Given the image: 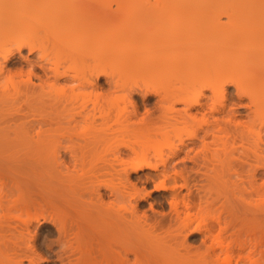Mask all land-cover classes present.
Returning <instances> with one entry per match:
<instances>
[{
    "label": "bare ground",
    "instance_id": "bare-ground-1",
    "mask_svg": "<svg viewBox=\"0 0 264 264\" xmlns=\"http://www.w3.org/2000/svg\"><path fill=\"white\" fill-rule=\"evenodd\" d=\"M31 27L33 28V30ZM29 29L31 30V33L29 32ZM10 40L15 50L12 48H7L6 43L9 42L10 44ZM12 45H10V47ZM23 47L24 48L27 47L29 54L35 52V54L38 57L34 58L33 60L28 56V54L27 55L22 54L21 50L23 49ZM12 51H14L15 53L17 51L19 57L25 63H28L29 67H32L34 69L35 66H37V68L39 67V69H41L42 72V74H39V72L38 74H36L35 71L36 69L33 70L35 71L34 77L38 83L35 81H31L30 76L32 74H30V76L28 75V79H29L28 84H30L29 85L30 90L28 91L31 92H28L29 94L27 95L25 89L26 94L23 93L24 95H26L25 97L27 98L24 101L27 102H30L29 100H32V96L33 98L34 96L37 95L39 96L38 93L39 91L34 92L37 94L36 95L33 93L34 91L33 89H35L36 86L42 87V84L46 82L48 85L49 83H52L56 88H64L65 82L66 85L68 86V84L72 83L73 80H78L84 88L86 89L88 88L89 90V88L94 89L93 88L94 86H91L93 85L92 79L94 78L93 77L91 79V76H94V74L97 75L98 72H105V73L108 72V74H110V77L111 75L113 76L114 79L113 82L116 89L119 88L117 90L120 92L122 91L120 94H123L119 96V99H112L113 96L109 97L110 100L102 98L104 99V103H103L102 102L103 100H99L98 96L100 94L97 95V93H95L96 91L94 92L90 90L86 92V94H82L83 96L81 102L77 100L76 101L83 105H87V103L90 105L92 104L90 111L84 108L87 113L86 116H85V110L82 111L83 109L82 107H81L82 109L80 108V114L83 112V116L85 119L87 118V120L90 117V119L88 120L90 122L91 120H94L96 117L102 119L104 121L103 123L106 122L105 128L103 129H106L108 124L109 130L106 129L105 132L109 131L112 134H114V137L112 138L109 137L111 139L109 143L106 141V140L109 141V138L103 136V134H100L98 132L96 134L93 132L92 136L95 138H91L90 136L89 140L94 141L95 143L97 139L100 141L103 137V139H105L104 142L106 141L105 143H107L105 147L108 145L109 148L112 149V151L113 149H118V148L119 150L121 148L122 149L128 148L129 150L132 151V153H134V155L132 154L133 155V157H131L132 159L130 158V156H128L130 158L129 162L124 161V164H121L123 165V168L121 169L122 172L123 171L125 172V170L127 169L130 171L132 170L134 172L138 170V168H142V167L154 168L156 166V168L158 169L157 166L159 164L163 165V168H165L164 165L166 164L168 165L169 163L170 164L176 163L175 164V168H176L177 163L180 162L184 165L183 166L184 168L186 167L189 161H192V165L193 163H196V165L194 164L195 166L197 165L200 166V162H198L200 160L194 161V159L196 158L199 159L198 158L199 154L200 156L203 155L202 156L203 160L200 157L203 163H205L202 166L206 165V170L208 169L209 172L203 171L204 167L202 169V166L200 168L202 169L201 170L202 172L200 171L199 168L196 171L197 173H199V175H201L200 180L203 181V179L205 178L204 183L207 185L209 184L208 185L210 188L209 190L212 192L213 195L211 194V192L208 193V198L211 201H207L208 198H203L205 199L204 200L205 202L203 200L201 202H203L204 204L206 203V205H209L213 203L218 197H221L222 199L220 200H222V202L219 199H217L218 201L214 202L213 205L211 204V206H215L218 204L217 206L221 208L220 210L217 208V210L222 212L223 209L222 213H224L226 209L227 213L224 214L231 215V216L227 215L229 220H227V218L226 220L228 222L224 220L225 223L223 224L225 226H221L220 223V225H218L219 229L217 230L214 229V227L213 228L210 227L212 228L210 229L208 226H212V225L206 224L205 223L206 219L202 218L203 216L200 214L201 212L200 210L203 209V207L201 209L200 208L197 209V211L199 210L198 211L199 213L198 212L193 213V211L191 210L193 206H190L192 203L190 204L188 202L189 200L188 201L186 200L187 202L186 203L184 202L185 204L182 202H181L182 204H180L178 201L175 200L177 198L174 197L175 196L174 194H176V192H174V194L170 192L172 194L171 196L174 195L173 196L174 199L170 203L175 213L174 214L175 217L173 218H175V221L181 232L185 231L184 229L186 230L189 229L190 230L189 232H192V230L196 231V229L198 231H200V229L206 230L207 227L208 232H206V234L207 233L208 234L206 235V238L208 245L207 243L205 244L207 246L206 248L211 252L210 259L208 258L209 260H207L206 258L207 255L206 256L203 255L204 253H202L203 256L201 255H200L201 257L198 256L199 258L197 260H196L197 255L193 257L188 256L189 258L187 259L177 258L178 259L177 260L175 258L178 255H176L175 253L176 256L171 257L172 254L174 255L173 250H170L172 253L170 251H169L170 253H167L165 251V248L162 247L163 244L162 245L159 244L158 239L160 238L158 237L160 236L157 237V235H154L155 238L153 239V237H151L153 235L150 234H153L154 232H149L147 229L150 226L145 228V226L141 224L140 226H143L147 231L145 229L143 230L147 233L149 232L148 233L150 235L149 240L151 237L153 239L151 240L155 241L156 243L154 250L152 252H151L152 248L150 246L152 243L151 244L149 243L150 245L148 244V242L151 241L144 243L149 248L146 245L145 247L144 244L142 243V246L146 248L145 251L149 252L148 255L151 254L150 256L147 257V259H149L148 260L149 262L147 264L151 262L152 257L154 260V264H263L261 263L263 259L261 258V256H258L259 253L257 254L256 257H253L256 255V253L253 252L252 249L255 248L257 243L260 244L262 242L261 238L264 236L263 234V230H264V0H0V75L2 74V72H4V70H7L4 62L8 60L9 56L14 54V52ZM39 53L41 54V58L39 57ZM66 54L67 56L69 54H71V56L72 54H74V56L77 55L79 59H73V60L75 62H78V60L80 61L74 64V66H72L73 64L64 66L63 64L64 60L63 58L61 59V56ZM85 56L87 57L89 56L88 59L90 58L89 60L91 61V63L87 64L85 62V60L87 59V57L86 59H84ZM69 58L71 61L72 58L70 57V55ZM73 60L72 62H74ZM48 62L51 63V66L54 69L52 72L49 71ZM41 65L43 67H41ZM43 76L46 78L45 80ZM28 79L26 78L24 81L26 80L28 81ZM6 80H11V79L8 78ZM63 80H65V82ZM62 82L64 83L62 84ZM13 83L15 84L14 80ZM17 83L19 84L18 81ZM16 84L14 87H12L13 88L12 90L15 91L16 94L13 93L11 90L12 92L11 95H8L10 92H8V94L6 95L5 92H7V90L5 91V89L3 90L0 89V117H2L1 115L3 114V112H7L5 111L6 110L5 108L7 107L5 108L3 107L4 105L3 102H5L4 100L6 96L8 97L10 96L11 98L13 94L15 95L19 94V92L17 91V89H19V85ZM140 84H143L149 88H153L154 90L156 89V91L157 90L160 91L161 92V93L159 92L161 96L160 99L162 100V102L165 103V105H163L164 103L160 102L161 100L159 101V107L161 104L163 106V107L161 106V108L158 109L162 113L158 112L157 115L159 116V118L157 117L158 118L156 119L157 121L155 120L156 123L159 121L158 122L159 124L157 123V125H155L153 124L155 123L153 121L152 123L149 124L146 123L143 125V122L137 120L140 122V124L142 123L144 127L141 126L142 127L141 128L139 126L135 128L134 126L135 128L134 129L132 128L131 124L133 123L136 124L137 122L130 121V119L132 118L131 113L132 114L134 113L133 115H135L136 112L128 111L129 109L126 106H129L128 103L131 100V99L129 100L130 97L128 92L129 88L133 85L140 86ZM230 87L233 88V90L230 89L232 91L229 90ZM22 91H24V88L22 89ZM70 92L74 93V91H70ZM30 93L32 96H30ZM68 93L69 92H66L65 90L63 93H59V92L52 93V96L54 97L53 99L55 100L56 99L62 100V98L70 99V97H68L69 95ZM72 93L70 94L71 96L73 95ZM126 93H128L129 97L126 95ZM29 96L31 99H29ZM74 96H77V94ZM115 96H117L116 93L114 97ZM78 97H80V95H78ZM69 99L66 100V102L69 101ZM72 99L73 98H71L69 102H71ZM7 101H9V99ZM120 101L124 103L123 106L119 104ZM34 102H36V100ZM75 102L73 103L75 104ZM116 103L118 104L116 105ZM71 108L73 109L75 108V106ZM57 109L59 110L58 106ZM5 117L2 118L6 119ZM91 117L93 119H91ZM14 119L16 120V117L9 120L10 122L13 120V122H11L12 124L10 123L6 124L5 120L3 123V120L0 119V167L7 166L9 168L10 167L12 168V170L10 168V171L9 169H7V167L2 168L4 169L3 171H6L7 173V174L4 173V176L5 174L9 176L8 175L9 173L7 171L10 172L9 177L11 182L8 183H10L11 186L9 184H8L9 186L8 185L5 186L11 187L10 189L16 190L13 191L14 194L17 193L16 196L12 195L13 197H10V193H9L10 198H8V194H7V196H5L7 197L6 200L1 198L3 204L5 203L4 204L5 206L3 204H2L3 206L1 205V209L2 207H4L6 211L3 209L4 212L3 211L1 212V214L3 213V215L0 214V218H3L4 221L7 220L8 223L12 217L14 218L18 217V220H20L21 222L18 221L17 219L16 220L17 222H20L21 226H19L20 228L19 231L17 228H15L16 230L14 229V231H18L17 235H15L17 232L15 234L13 233L10 234L11 230L10 232L9 230H7L8 231L7 232L6 229H4L5 226H2L1 224L3 220L0 219V264H39V258L41 257H38L37 251H35L34 248L35 245L32 243L34 245L33 246L32 244H30L31 242L29 241L30 239L33 238L31 237L32 234L30 235V232L31 230H33L32 229L33 227L32 228L29 227L31 224L30 223L31 219H33L34 221V218L35 219L38 218L40 214L37 217L36 215L34 216L33 214H29L27 207L29 206L28 204H31L32 201H34L33 200L34 198H31L33 197V195L31 194H33L32 190L34 188H36V190L39 189L37 190L38 192H36V195L37 193H40L41 195L44 196V198L49 192L51 193L52 187H53V192H56V188H57V192L55 194H59L58 191H61L59 190L61 185L59 186V188L56 187L57 185L53 186L56 183L54 182L53 184L54 177L52 176L53 175L52 167H54L52 166V163H54L52 161H55V156L54 157L52 156L54 151L52 150H54L55 147L57 146H55L54 149H51V152L50 151L46 152L48 144H50V141L56 142L57 139L51 140L53 138L52 136L51 138H48L49 135L44 134L47 137L42 136L41 138H39L38 140L36 139L35 141L31 139L34 141L31 142L30 138H28L31 137L28 134L29 130L27 131L24 122L23 123L20 122V117H19V123L17 122L18 118L16 120V123L14 122L15 121ZM50 119L52 120L53 118ZM23 120L24 119H22L21 121ZM79 122L80 120L78 121L77 124H79ZM56 124L54 123L55 127ZM61 125L58 126L61 127ZM87 125L90 126L89 124ZM46 126H47L45 128V130H47L46 133L47 132L50 133V131L48 130H53V129L50 128L48 125ZM60 127H56V128H59L60 130ZM56 128L54 130H56ZM86 129H88V127ZM40 130L42 131L44 130V128L42 129L41 127ZM55 133L59 134L57 130L55 131ZM91 134L92 132L90 133V135ZM106 134L109 133L106 132ZM92 139H96V140H92ZM237 139H239V141ZM53 142L52 145L55 143ZM193 146L195 147L198 146V147L193 148ZM191 149H193L194 152L193 154L195 156H191L193 155L191 153L192 152ZM238 150L239 151L241 150L242 152L239 153V155L238 154L236 155L235 152L238 153ZM182 153H184V156L181 155ZM109 154L111 155L112 153ZM196 154L198 156H196ZM112 157H115V154H113ZM108 158L111 157L108 156ZM152 159L154 161H152ZM120 160L122 161L123 159ZM120 160L118 162H121ZM204 160L206 162H204ZM190 164L191 162H189L188 165ZM121 165L118 166L119 169L120 167H122ZM192 165L189 166V169L187 168L188 169L187 173H192V172L193 174L195 173V171H193L195 169L192 168L194 166ZM208 165H210L212 171L209 170L210 167L208 168ZM167 168L169 169L170 166ZM237 168L239 169L245 168L247 170L246 171L244 169L246 171L245 178L246 177L249 178L248 176H250V179H248L249 184H245V185L246 186L249 185V187L247 186V188L248 189L250 188L251 193L252 191H254L253 192L254 194L250 193L252 196L246 195V191L248 189L246 188V186L243 185V182L246 180L245 178H244L245 180L243 178L241 179L244 181L241 180L237 181L232 179V177L242 175L241 171L239 172L240 175H238L237 170L239 169ZM173 170L175 173L172 174L171 172L172 170H171L170 171L171 174L177 175L176 174L178 173L176 171L177 169L173 168ZM163 171L165 172L166 170ZM182 173H180L179 175H181ZM184 174H182L181 178H184L183 177ZM158 175H162V174L159 173ZM165 175L166 174L164 173V176L162 177L166 178L167 176ZM179 175L176 176V178L179 177ZM191 175L192 174H189V176ZM192 176L191 178H194ZM164 178L160 179L159 183L157 182L156 188H160L162 190L166 189L167 187L171 189L177 188L175 187L177 184H175V186L173 182H172L173 185H171L170 183L167 184V181L169 182V180L168 179L165 180ZM186 178H184L183 180L185 181L189 180L188 178L186 180ZM257 180H259V182ZM202 181L201 184L203 183ZM2 182H4V178L2 179ZM240 182L242 183V185H240L241 184ZM98 183L101 182L98 181ZM120 183L119 185H122ZM0 185H1L0 188H2V186L3 188L5 187L4 184L2 183H0ZM32 186L33 188H30ZM128 187L129 186L123 184L122 188L113 187L112 190L110 189L109 193H111L112 195V198L110 197L111 198L110 202L112 204L110 203L108 205H105L108 202L107 203L104 202L105 204L103 203L105 199H103L104 197L102 196V194L97 193V197H99L98 198L99 201H97L98 200L96 199L97 197H95L94 200L95 202L97 201L98 203L94 205L95 209L96 206L98 205L96 209L97 211L95 209L93 210L94 212L90 210L92 211L91 214L94 213L91 215L90 211H88L87 209L88 206L87 205L86 206L87 210H84V212L86 211L89 216L86 214V212L83 213V215H81L82 212L80 214H77L79 215V217L81 216V218L79 223H77L78 221L75 222L77 223L75 224L77 227L75 233H74L75 229H73V232L70 235L71 231L65 230L64 225L62 223L64 229H62L63 232L62 230L60 231L61 233V234L59 233L60 236L64 237L65 233L66 235L69 233L68 235L71 237L73 235L72 238L74 239L77 238L75 240L76 242H78V244H75L76 242L74 239H72L68 235L67 237L65 236V238L68 241H69L68 238H70V241L74 240V244L77 246L76 247L71 244L70 248L72 250L76 248L72 252L76 251L77 253H74L72 255V258L69 255L66 256V262L68 261L69 264H96L98 262V261L96 262V260L97 259L101 260L100 258H102L103 262L100 261L102 264H123V260L125 259L123 255L125 254L121 253L122 252L121 250H118L120 249L119 247L117 246L114 247V245H116L115 241L118 242L119 240V242L120 241L122 242V240L125 239V238L122 239V236L124 234L122 235V232L119 231L120 229L125 230L128 229L129 226L132 227L135 226H133L134 223H132L133 225L127 224L129 226L126 225L127 227L126 228L124 226L125 224H122V222L119 223V221L126 220L125 216L124 218L122 216L123 214L127 215L128 211L132 215L135 214L133 210L134 207L130 203L131 198L129 197H132V199H135L137 201L144 198V196H142L143 195L142 193L144 192L141 193L136 188H128ZM23 188L24 189L28 188V190H26L25 192L27 194L24 193L25 190ZM212 189L214 190V192ZM42 191L46 192L47 194L45 195L42 194L44 193ZM63 192L61 194H63ZM183 193L181 194L184 196ZM215 193L217 195L216 196L217 198L213 197L215 196ZM28 194L30 195V198L28 199L31 203L30 202L28 203L27 202L28 200L25 201V199H27L26 196ZM51 194L53 195L51 198L54 197L53 199H55L56 198L55 194L53 193ZM69 194L72 195V193ZM92 194H94V192ZM204 194L207 195L206 192ZM24 195H26L25 196L26 198L24 197ZM178 195L176 194V196ZM210 195H212V197H210ZM39 196L40 195H38V197ZM58 198H60V196L57 197L56 200H54L55 203H58L57 202ZM79 199L83 200L85 198L83 199L79 198ZM88 199L89 201H91L90 198ZM91 199L94 198H92L91 196ZM106 199L109 200V197ZM68 202L71 201L69 200ZM71 203L73 204V202ZM80 203L81 202H79V204ZM74 204L76 205L77 203ZM179 204L181 205V207H179ZM81 205L84 204H80V206ZM247 205L251 213L247 211L248 209L247 207H245ZM34 206L35 205H33V208ZM81 207L82 208L76 206L75 208H77L78 210L83 208L85 209L84 206ZM244 208L247 210H245ZM241 211L243 212L247 211L249 215L240 214ZM95 212L98 213V216ZM4 213L6 214L4 215ZM8 215L11 217L10 219ZM94 215H96L97 219L98 217H102L101 220L103 222L100 224V222L94 220L93 219V217H95ZM2 216H4L5 218ZM32 216L34 218H32ZM238 216L241 218L240 220H244L243 223L244 225L240 224L239 220L237 222L236 218L239 219ZM126 217H128V215ZM232 217H233L232 220H236V223H238L240 226L242 225L241 228L239 226L236 227L238 224L234 226L235 221L234 222L230 221ZM173 218H172V222L174 220ZM11 220L9 223H11ZM129 221H131V219L130 220L128 219V221H125L123 223ZM229 221L231 222V224L233 223L234 226L233 228H239L237 229L238 231L242 228L245 230L247 228L246 224L248 223L249 224V226L247 225L249 227L248 231L251 227L252 230L256 229L255 231H252V234L253 232L257 234V232H259L257 230L258 229L261 230L263 228V230H261V234H263V236L260 237L259 235L260 237L259 239L258 237L256 238L255 236L253 237L254 239L252 240L249 237V235H251L250 234L251 231L249 233L246 230L249 237L248 238L249 240L247 241L246 240L247 237H245L246 239L245 238L243 239L238 234L240 231L238 232L236 230L237 235L231 233L232 235L230 236L231 238H227L224 233L223 236L222 232L223 230L225 231L227 227H229L228 226V224L230 223ZM17 222L15 223L12 222V223L14 225ZM9 223L5 225H9L7 227L11 228L12 224ZM144 223L145 222H143V224ZM18 225L19 224H16L12 227ZM118 225H121L122 227L121 226L118 227ZM175 225L173 227L174 229H175ZM256 225H259L257 226L259 228H256ZM132 227L130 228V230L132 229ZM143 227H141V229ZM116 229L119 232H117ZM65 231H67L68 233ZM180 231L178 232L179 234ZM135 232L136 230L134 231V233ZM244 232L245 231H243V234ZM32 233L35 234L34 231H32ZM118 233L121 234L122 236L121 235L119 236ZM134 233H130L131 236ZM137 233H135L136 235H134L137 236V239H133L134 242L140 240V238L138 237H141V235L139 234L140 235L139 236ZM182 236L183 235H181V237ZM185 236L186 234L183 237ZM93 237L97 240L98 243L94 245V247H93V242L91 243V241L89 240ZM183 237L182 239H184ZM88 241H90V243H88ZM112 242H114L113 243L114 245H112ZM125 242L126 241H124V243ZM124 243L122 245H124ZM178 243L181 244V241ZM68 244H70V242ZM125 244H127L126 247L130 246V243H125ZM262 244H264V241ZM262 244L260 245L263 248L264 245ZM131 245H132L131 247L134 248L135 246L134 243ZM181 245H183V241ZM88 247L89 248L91 247L90 248L91 251ZM94 248H97L98 251H100L101 253L98 251L94 253L95 251V250L93 251ZM139 248L141 249V246ZM148 249L149 251H147ZM122 250L125 253V251L127 252L128 249L124 250L123 248ZM137 250L138 249H136V251L133 250L132 253L135 252V255L138 254ZM92 254H94L95 258ZM97 254H101L102 257L100 258L96 257ZM140 254H142V252ZM251 254H253V256ZM135 255L133 254V256ZM139 256H135V257H139ZM258 257H260L261 259H259ZM193 258H195V260ZM125 260L127 261L128 259Z\"/></svg>",
    "mask_w": 264,
    "mask_h": 264
},
{
    "label": "rangeland",
    "instance_id": "rangeland-1",
    "mask_svg": "<svg viewBox=\"0 0 264 264\" xmlns=\"http://www.w3.org/2000/svg\"><path fill=\"white\" fill-rule=\"evenodd\" d=\"M32 27H33V25H32ZM31 27V28H32ZM32 30H33V28H32ZM29 32L31 33V30L29 29ZM32 33H33V31H32ZM34 36V35H33ZM32 36V37H33ZM6 45H7V48H12V49H14L15 50V48H14V46L12 45V42H11V40H10V44H9V42H7L6 43ZM6 45H5V47H6ZM10 45H12L11 47H10ZM22 52V54H24V55H27L28 54V56L31 58V59H33L34 60V58H37L38 56L35 54V52H32V53H28V50H27V47L26 48H24L23 47V49L21 50ZM12 52H14V51H12ZM34 53V54H33ZM12 54V53H11ZM69 55H70V57L72 58L71 59V61H70V58H69ZM68 56H67V54L66 55H62L61 56V59L63 58V64H64V66L65 65H72V66H74V64H76V63H78L80 60H78V62H75L73 59H79L78 58V56L77 55H75L74 56V54H72V56H71V54H69ZM12 56V57H11ZM11 56H9V58H8V60L6 61V62H4L5 63V65H6V68H7V70H4V72H2V74L0 75V76H2L3 75V73H4V75L2 76V77H0L1 79L0 80H6V79H8V78H10L11 80L13 79L14 80V82H15V84L17 83V81L19 82V84L17 83L16 85H19V89H17V87H16V89H17V91L19 92V94L18 95H15L16 93H15V91H13L12 89V87H9V88H7V89H5V91L7 90V92H5L6 93V95L8 94V92H10L8 95H11V93L13 92V93H15V94H13L12 96H11V98H10V96L8 97V96H6V98H5V102H3V107L5 108V107H7V108H5L6 110L5 111H7V112H3V114L1 115L2 117H5L6 119H7V121H6V119H4V118H2V117H0V119H2L3 120V123H4V120H5V123L6 124H8V123H10V124H12L11 122H13V120L10 122L9 120L10 119H13V118H15L16 117V120H17V118H18V123H19V117H20V122H24V124H25V127H26V129H27V131H28V134L32 137H28V135H27V137L28 138H30V141L31 142H34L36 139L38 140L39 138H41L42 136H45V137H47L46 135H49L48 136V138H51V136L53 137L51 140H55V139H57L56 140V142L54 143L53 141V145H52V142L50 141V144H48V147H47V150H46V152H48V151H50L51 152V149H54V147L55 146H57V147H55V149L54 150H52V151H54V153L52 154V156L54 157L55 156V161H52V162H54V163H52V166H54V167H52V172H53V184H54V182L56 183V184H54L53 186H56V187H58L59 188V186H60V188H59V190H61V191H58L59 192V194H55L56 192H57V188H56V192H53V187H52V190H51V193H53V194H55V197L57 198V197H59L60 196V198H58V199H60V200H58L57 199V202L58 203H55V201L54 200H56V198L55 199H53V198H51L53 195L49 192L48 194L46 193V192H44V191H42V192H44V193H42V194H47V195H49V196H47L46 195V197L44 198V196L43 195H41L40 193H37V195H36V192H38L37 190H39V189H37L36 190V188H34L32 191H33V194H31V195H33V197H31V198H34L33 200L34 201H32V203L29 201V199L28 198H30V193L32 192H30L28 195H29V197H28V195L26 196V195H24V197L26 196L27 197V199H25V201H27L28 203L30 202L31 204H28L26 207H27V209H28V211H29V214H33L34 216L36 215V217L39 215V217L38 218H34L33 216H32V218H34V221H33V219H31V221H30V227L29 228H32L33 230H31V232H30V235L32 234V236L31 237H33L32 239H30L29 241L31 242L30 244H32L33 246H34V248H35V251H37V254H38V257H41V258H39V264H69L68 263V261L66 262V256H70L71 258H72V255L74 254V253H77L76 251H74V252H72L73 250H75V249H71L70 247H71V244L72 245H74V246H76L75 244H78V242H76V240L75 239H77V238H72L73 237V235H72V237L71 236H69L68 234V230H70L69 232H70V235L72 234V232H73V229H75L74 230V233L76 232V229H77V227H76V225L75 224H77V223H79V221H80V218H81V216L79 217V215H77V214H80L81 212V215H83V213H85L84 212V210H87L88 209V211H90V210H94L95 209V207H94V205H96V204H98L97 203V201H99V197H97V193H101L102 194V196L104 197L103 199H105L104 201H103V203L105 202V203H107V204H105V205H108V204H110L111 202V198H112V195H111V193H109L110 192V189L112 190L113 189V187H119V188H122V185L124 184V185H127V186H129L128 188H136L138 191H140L141 193L142 192H144L145 193V191H146V193H147V195H146V193L144 194V193H142L143 195L142 196H144V198L143 199H140V200H135V199H132V197H129V198H131V201H130V203H131V205L134 207V215H132L129 211L127 212L128 214V217H130V218H128V217H126L127 215H124L123 214V218H124V216H125V221H128V219L130 220L131 219V221H129V222H131V223H129V222H126V223H123V222H125L124 220L123 221H119V223L120 222H122V224H125L124 226L126 227V225L127 224H129V225H133L132 223H134V225L133 226H135V227H132V226H129V225H127V226H129L128 227V229H129V231H128V229H120L119 231L120 232H122V235L121 234H119V236L121 235L122 236V239L123 238H125V239H123L124 241H126L125 243H130V246H128V247H126V245L127 244H125L124 243V241L122 240V242L120 243L119 242V240H118V242L117 241H115V244L116 245H114L113 243L114 242H112V245H114V247L115 246H117V247H119L120 249H118V248H116V249H118V250H121L122 252L121 253H123V254H125V255H123V254H121V255H123L124 256V258L125 259H128L127 261L124 259L123 260V264H147L149 261V259H147V257L148 256H150V255H148V253L149 252H146L145 251V247L147 246L146 244H144V243H147L148 241H151V242H148V244L150 243H152L150 246H151V252L154 250V247H155V245H156V243H155V241H152L154 238H155V236L154 235H157V237L158 236H160V237H158V238H160V239H158V241H159V244H163V246L162 247H164L165 248V251L167 252V253H170L171 251L170 250H173V253H174V255L172 254L171 255V257L172 256H176V255H178V256H176V258L175 259H187V258H189L188 256H191V257H193V256H195V255H197V258H196V260L199 258V257H201V256H203V255H207L206 256V258H207V260H209L210 259V257H211V252L206 248L207 246H206V244L205 243H207V245H208V242H207V238H206V235L208 234H206V232H208L207 231V227H206V230L205 229H200V231H198L197 229H196V231H194V230H192V232H189L190 230L188 229V230H186V229H184L185 231H180V229H179V227H178V225H177V223H176V221H175V218H173V217H175V213H174V211H173V208H172V206H171V201H173V199H174V197H177L175 200L176 201H178L180 204H182V203H186L188 200V202L191 204L190 206H193V208L191 209L192 211H193V213H195V212H198L197 211V209L198 208H202L203 207V209H204V211H203V209H201L200 211V214L203 216H201L202 218H204V219H206L205 220V223L206 224H208V225H212V226H208L209 228L210 227H214V229H219L218 227V225H220V223H221V226H225L223 223H225V221L224 220H226V218H227V220H229L228 219V217H227V215L228 216H231L230 214H224V213H227L226 212V209H225V212L224 213H222L223 212V209H222V212H220L219 210H220V208L217 206V205H215V206H211V204L213 205L214 204V202H217L218 200L217 199H222L221 197H216L217 195H216V193H215V196H213V197H216L215 199V201L213 202V203H211V204H209V205H206V203L204 204L203 202H201L202 200L204 201L205 199H203V198H208V193H210L211 191L209 190L210 188H209V184L207 185V184H205L204 183V179H203V177H202V179H203V181L202 180H200L201 179V175H199V173H197V169L199 168H201V166L203 165V164H205V163H203V158H202V156L203 155H201L200 156V154H199V159H197L196 157V159H194V161L195 160H200V161H198V162H200V166L199 165H197V166H195L196 165V163H193V165H192V161H189V162H191V164L190 165H192V166H194V167H192L193 169H195V170H193V171H195V173L193 174V172L192 173H187L188 171V169H189V166L190 165H188L189 164V162H188V166L186 165V167H184L183 168V164L180 162V163H177V165H176V168H175V164L176 163H169L167 166L166 165H164V167L165 168H167V167H169L170 166V168H171V170H170V168L168 169H165V168H163V165H161V164H159L160 166H162V167H160L159 165L157 166L158 167V169L156 168V166L154 167V168H147V167H142V168H138V170H136V171H130V170H125V172L123 171L122 172V168H123V165H121V164H124V161H126V162H129L130 161V158L131 157H133V155H134V153H132V151L131 150H129L128 148H121L120 150H119V148L118 149H113V151H114V153H113V151H112V149L111 148H109V146L107 145L106 147H105V145L107 144V143H105L106 141L109 143L110 141H111V139L110 138H112V137H114V134H112L111 132H109V131H106L107 133H109V134H106V132H105V130L106 129H108V124H107V127H106V129H103V128H105V123H103L104 121L102 120V119H100V118H95L94 120H91V122L90 121H88L89 119H90V117H89V119L87 120V118L85 119L84 118V116H83V112L80 114V108L82 109V111L83 110H85V109H87L88 111H90L91 109V106H92V104L90 105V104H88L87 103V105H83V104H81V103H79V102H81V100H82V94L80 95V97H78V95L77 96H74V95H76L75 94V92L74 93H72V92H70L69 90H67V85H66V82H65V80H63L64 82H65V85H64V88H65V90H66V92H69L68 94L70 95L71 93L73 94L72 96L70 95H68V97H70V99L71 98H73L72 100H71V102H69L70 101V99H69V101H67L66 102V100H68V99H64V98H62V100L61 99H53L54 97L52 96V93H49L48 91H47V82L46 83H44V84H42V87L41 86H36L35 87V89H31L32 91H33V93L36 91V92H38L39 93V96L36 94V93H34V94H36L37 96H34V98H33V96L31 95V93H30V96H32V100H29L30 102H27V101H24L25 99H27L25 96L26 95H24V94H26L27 93V95L29 94L28 92H31V91H28V90H30L29 89V85L30 84H28L29 83V79H28V75L30 76V73H28V72H25L28 68H29V66H28V63H25L20 57H19V55H18V52L16 51V53L14 52V54H12ZM65 57V59H64V57ZM74 56V57H73ZM68 57V58H67ZM76 57V58H75ZM86 57L87 56H85L84 57V59H86ZM89 57V56H88ZM88 57H87V59H88ZM87 59L85 60V62L88 64V63H91V61L88 59V61H87ZM66 60V61H65ZM72 60L74 61V62H72ZM69 62H70V64H69ZM67 63V64H66ZM9 68V69H8ZM36 69V70H35ZM38 69V70H37ZM33 70H35L36 71V74H38V72H39V74H42V72H41V69H39V67L37 68V66H35V68L33 69ZM35 71H34V73H35ZM6 72V73H5ZM110 73V72H109ZM108 75V76H107ZM4 77V78H3ZM8 77V78H7ZM44 77V76H43ZM42 77V78H43ZM94 77V78H93ZM6 78V79H5ZM28 79V81L26 80V81H24L25 79ZM93 78V79H92ZM110 78V79H109ZM30 79H31V81H35V82H37L36 81V79H35V77L33 76L32 77V75L30 76ZM46 78L44 77V80H45ZM91 79L93 80V85H91V86H94L93 88L94 89H92V88H89V91L91 90V91H96L95 93H97V95L98 94H100L98 97H99V100H103L102 102L104 103V99H109L110 100V98L109 97H114V95H115V93H116V95L117 94H120L121 92L120 91H118L117 89H119V88H117L116 89V87H115V85H114V79H113V76L111 75V77H110V74H108V72L107 73H105V72H98V74L96 75V74H94V76H91ZM12 80V81H13ZM24 82H25V84H24ZM64 82H62V84L64 83ZM26 83H27V85H26ZM38 83V82H37ZM71 84V83H70ZM44 85V86H43ZM69 85V84H68ZM138 85H139V83H138ZM138 85H133V86H131L130 88H129V100H130V104L128 103V105L129 106H126V107H128V111H133V112H136L135 113V115H133L132 113H131V116H132V118L130 119V121H135V122H137L136 124H131V126H132V128H134V126H135V128H137V127H144L143 125L144 124H149V123H152L153 121L155 122V120L156 119H158L159 118V116L157 115L158 114V112L159 113H162L160 110H158V109H160L161 108V106H162V104L161 103H164V102H162V100L160 99V91H156V89L154 90L153 88H149V87H146L145 85H143V84H140V86H138ZM21 86V87H20ZM24 88V91H22V89ZM147 89H146V88ZM149 88V89H148ZM25 89H26V93H25ZM37 89V90H36ZM88 89V88H87ZM154 90V92H153V90ZM230 89H232L233 90V88H229V90ZM1 90H3V89H1ZM8 90H10V91H8ZM11 90H12V92H11ZM20 90V91H19ZM149 90H152V91H149ZM232 90H230V91H232ZM20 92H22V93H20ZM88 92V91H87ZM157 92V93H156ZM160 92V93H159ZM24 93V94H23ZM93 93V92H92ZM144 93V94H143ZM33 94V95H34ZM50 94H51V96H50ZM141 94V95H140ZM18 96V97H17ZM30 96H29V99H31L30 98ZM74 96V97H73ZM13 98H15V99H13ZM52 98V99H51ZM101 98V99H100ZM102 98H104V99H102ZM9 99V101H7ZM11 99V100H10ZM34 99V100H33ZM80 99V100H79ZM113 99V98H112ZM159 99V100H158ZM13 100H14V102H13ZM36 100V102H34ZM74 100V101H73ZM79 101V102H77V101ZM121 100V99H120ZM161 100V101H160ZM31 101H33V102H31ZM75 102V104L73 103V102ZM106 101V100H105ZM108 101V100H107ZM111 101H113V100H111ZM159 101L161 102L160 104V107H159ZM11 102H13V103H11ZM27 102V103H26ZM65 102V103H64ZM128 102V101H127ZM133 104H132V103ZM157 102V103H156ZM9 105H8V104ZM105 103H107V102H105ZM109 103V102H108ZM126 103V102H125ZM71 104V105H70ZM118 103H116V105H117ZM119 104L121 105V106H123L124 105V103L122 102V101H120L119 102ZM13 105V106H12ZM32 105V106H31ZM53 105V106H52ZM89 105V106H88ZM115 105V104H114ZM127 105V104H126ZM163 105H165V103L163 104ZM57 106L59 107V110L57 109ZM67 106V107H66ZM75 106V108H71V107H74ZM120 106V107H121ZM115 107V106H114ZM163 107V106H162ZM3 108V109H4ZM61 108V109H60ZM79 108V109H78ZM85 108V109H84ZM89 108V109H88ZM9 109V110H8ZM56 109V110H55ZM78 109V110H77ZM115 109V108H114ZM136 110V111H134V110ZM163 109V108H162ZM16 110H17V112H16ZM70 110H72V111H70ZM9 111V112H8ZM58 111V112H57ZM75 111V112H74ZM87 111V112H88ZM114 111V110H113ZM56 113V114H55ZM63 113V114H62ZM75 113V114H74ZM22 114V115H21ZM54 114V115H53ZM74 115V118H73V115ZM86 110H85V116H86ZM5 115V116H4ZM64 115V116H63ZM66 115V116H65ZM72 115V116H71ZM137 115V116H136ZM8 116V117H7ZM48 116V117H47ZM50 116H52V117H50ZM70 116V117H69ZM80 116V117H79ZM130 116V117H131ZM22 117V118H21ZM69 117V118H68ZM82 117V118H81ZM158 117V118H157ZM9 118V119H8ZM50 118H53L52 120L50 119ZM64 118V119H63ZM71 118V119H70ZM75 118H76V120H77V122H76V120H75ZM139 118V119H138ZM22 119H24L23 121H21ZM66 119V120H65ZM85 119V120H84ZM91 119H93L92 117H91ZM141 119H143V120H141ZM1 120V121H2ZM15 120V119H14ZM16 120L14 121L15 123H16ZM27 120V121H26ZM80 120V122H79V124H77L78 123V121ZM83 120V121H82ZM137 120H139L140 122H143V125H142V123L140 124V122L139 121H137ZM34 121H36V122H34ZM50 121H52V122H50ZM55 121H57V122H55ZM147 121H149V122H147ZM157 121V120H156ZM33 124H32V123ZM94 122V123H93ZM108 122H110V121H108ZM139 122V123H138ZM145 122V123H144ZM159 122V121H158ZM157 122V123H158ZM2 123V124H3ZM54 123L56 124H58V125H61V127L60 126H58L57 124H56V127H60V130H63V131H60L59 130V128H56L55 127V125H54ZM61 123V124H60ZM94 125H96V126H94ZM157 123L155 122V123H153V124H155V125H157ZM37 124V125H36ZM75 124V125H74ZM87 124H89L90 126H88ZM92 124V125H91ZM111 124H112V122H111ZM110 124V125H111ZM159 124V123H158ZM13 125H14V123H13ZM27 125V126H26ZM36 125V126H35ZM46 125H48L50 128H52L53 130L56 128V130H57V132L59 133V134H57V133H55V131L56 130H54V132H53V130H48V131H50V133L49 132H47L46 133V131L47 130H45V128L47 127ZM54 125V126H53ZM137 125V126H136ZM152 125V124H151ZM34 126V127H33ZM39 126V127H38ZM52 126V127H51ZM63 126V127H62ZM66 126V127H65ZM97 126H98V128H97ZM32 129H31V128ZM41 127H42V129L44 128V130H40L41 129ZM48 127V128H49ZM55 127V128H54ZM88 127V129H86V128ZM91 127V128H90ZM114 127V126H113ZM141 127V128H142ZM230 127H232V126H230ZM34 128H35V130H34ZM63 128V129H62ZM66 128V129H65ZM134 128V129H135ZM39 129V130H38ZM91 129H93V130H91ZM32 130V131H31ZM67 130V131H66ZM90 130V131H89ZM97 130V131H96ZM104 130V131H103ZM109 130V129H108ZM60 131V132H59ZM86 131H88L89 132V134H88V132H86ZM31 132V133H30ZM42 132V133H41ZM61 132H62V134H61ZM64 132V133H63ZM92 132V134L90 135V133ZM93 132L96 134L97 132L98 133H100V134H103V136H105V137H107V138H109V141L108 140H106L105 142H104V140L105 139H103V137H102V139L101 138H99V139H101V140H103V141H99L98 139L96 140V139H92V140H96L95 141V143H94V141H91V140H89L90 139V136H91V138H95V137H93L92 135H93ZM102 132V133H101ZM35 133V134H34ZM86 133V134H85ZM44 134H46V135H44ZM111 134V135H110ZM87 135H88V137H87ZM39 136V137H38ZM96 136V135H95ZM98 136V135H97ZM100 136V135H99ZM56 137V138H55ZM208 137V136H207ZM31 139H33V140H31ZM87 140V141H86ZM238 141H239V139H237ZM85 142H86V144H85ZM89 142V143H88ZM36 143V142H35ZM34 143V144H35ZM33 144V143H32ZM56 144V145H55ZM84 144V145H83ZM87 145V146H86ZM113 147V146H112ZM191 147H192V145H191ZM198 146H193V148H197ZM50 148V149H49ZM109 148V149H108ZM49 149V150H48ZM108 149V150H107ZM241 149V148H240ZM119 150V151H118ZM122 150V151H121ZM108 151V152H107ZM122 153H121V152ZM124 151V152H123ZM191 153L193 154L194 152H193V149H191ZM196 152V151H195ZM242 151L240 150H238V153L237 152H235L236 153V155L238 154L239 155V153H241ZM243 152H245V151H243ZM109 153H112L111 155L109 154ZM116 153H117V155H116ZM129 153V154H128ZM47 154V153H46ZM48 154H50V153H48ZM113 154H115V157H112V155ZM133 154V155H132ZM198 154V153H197ZM196 154V156H198ZM243 154V153H242ZM242 154H240V155H242ZM73 155V156H72ZM119 155V156H118ZM122 155V156H121ZM125 155H126V157H125ZM182 156H184V153H182L181 154ZM189 155H190V152H189ZM108 156L109 157H111V158H108ZM128 156H130V158L128 157ZM191 156H195L194 154L193 155H191ZM117 157V158H116ZM119 157V158H118ZM124 157V158H123ZM200 157L202 158V160L200 159ZM240 157H242V156H240ZM108 159H109V161H108ZM117 159V160H116ZM120 159H123L122 161L120 160ZM127 159V160H126ZM132 159V158H131ZM121 161V162H118V161ZM112 163H111V162ZM116 161V162H115ZM152 161H154L153 159H152ZM193 161V162H194ZM118 162V163H117ZM197 162V163H198ZM204 162H206L205 160H204ZM202 163V164H201ZM56 164V165H55ZM195 164V165H194ZM199 164V163H198ZM208 164V163H207ZM235 164V163H234ZM122 166V167H120V169H119V167L118 166ZM173 165V166H172ZM210 165H211V163H210ZM210 165H208V168L210 167ZM112 166V167H111ZM113 166H114V168H113ZM199 166V167H198ZM4 167H7V166H3V167H0V183H2V184H4V186L5 185H10L11 186V184L10 183H8V182H11V180H10V168L9 167H7V169H9V171H7L9 174V176H7L6 174V171H3L4 169H2V168H4ZM118 168V169H116V168ZM182 167V168H181ZM196 167V168H195ZM203 167H204V169H203ZM213 167V166H212ZM236 167V166H235ZM113 170H112V169ZM161 168H162V170H161ZM173 168L174 169H177L176 171L179 173V170H180V173H182V174H184V172H185V174L183 175V177L184 178H186L187 176V178L189 179V180H187V178H186V180L187 181H185V180H183L184 178H181L182 177V174L181 175H179L178 173H176L177 175H172L173 173H175L174 172V170H173ZM188 168V169H187ZM246 168V167H245ZM244 168V169H245ZM250 168V167H249ZM190 169H191V167H190ZM202 169H203V171H208V169L206 170V165L205 166H202ZM202 169H200V171L202 170ZM237 169H239V168H237ZM241 169V170H240ZM239 170H237L238 171V175H240V171L242 172L241 174L242 175H240V176H235V177H232V179H234V180H237V181H240L242 178L244 179L245 178V176H246V171L243 169V168H240ZM5 170H6V168H5ZM11 170H12V168H11ZM15 170V169H14ZM110 170V171H109ZM112 170V171H111ZM119 170V171H118ZM163 170H166L165 172L163 171ZM172 172V174H171V172ZM209 170H211V167H210V169ZM244 170V171H243ZM3 171V172H2ZM58 173H57V172ZM159 171H162V172H159ZM168 171H169V173H168ZM191 171H192V169H191ZM190 171V172H191ZM199 171V172H200ZM212 171V170H211ZM112 172V173H111ZM116 172V173H115ZM127 172H128V174H127ZM160 174H162V175H158L159 173ZM166 174L165 176H167L166 178H164V177H162V176H164V173ZM202 172V171H201ZM200 172V173H201ZM209 172V171H208ZM3 173V174H2ZM4 173H6L5 174V176H4ZM115 173V174H114ZM146 173V174H145ZM55 174V175H54ZM127 176H126V175ZM154 174V175H153ZM168 174V175H167ZM170 174V175H169ZM187 174V175H186ZM189 174H192V175H194V176H192V177H194V178H191V176H189ZM245 174V175H244ZM112 175V176H111ZM119 175V176H118ZM156 175V176H155ZM158 175V176H157ZM179 175V177H177L176 178V176H178ZM185 175H186V177H185ZM197 175V176H196ZM198 175H199V177H198ZM236 175V174H235ZM4 176V177H3ZM67 176H68V178H67ZM122 176V177H121ZM170 176V177H169ZM171 176H173V177H171ZM234 176V175H233ZM243 176V177H242ZM127 179H126V178ZM198 177V178H197ZM237 177H239V178H237ZM249 178H245L244 180H241V181H244L243 182V185L244 186H246L245 184H249V180L248 179H250V176H248ZM4 178V182H2V179ZM112 179V180H110V179ZM119 178V179H118ZM122 178V179H121ZM125 179V181H124V179ZM162 178H164L165 180L166 179H168L169 180V182L167 181V184L168 183H170L171 185H173V183H174V186H175V184H177L175 187H177V188H172V189H175V190H172L171 188H166V189H164V190H162V189H160V188H156V184H157V182L159 183V180L160 179H162ZM190 178H191V180H190ZM176 179V180H175ZM194 179V180H193ZM198 181H197V180ZM69 180V181H68ZM83 181V182H82ZM98 181L99 182H101V183H98ZM110 181H112V182H110ZM127 181V182H126ZM128 181H130V182H128ZM201 181L203 182L202 184H201ZM208 181V180H207ZM258 182H259V180H257ZM80 182V183H79ZM108 182V183H107ZM113 182H115V183H113ZM117 182V183H116ZM120 182H123V183H120ZM173 182V183H172ZM183 182V183H182ZM247 182V183H246ZM6 183V184H5ZM60 183V184H59ZM62 183V184H61ZM81 183H84V184H81ZM86 183V184H85ZM91 183V184H90ZM94 185H93V184ZM110 183V184H109ZM113 183V184H112ZM119 183L120 184H122V185H119ZM183 185H182V184ZM187 183H188V185H187ZM207 183V182H206ZM237 183H239V182H237ZM241 183V182H240ZM89 184H90V186H89ZM100 184V185H99ZM129 184V185H128ZM194 184V185H193ZM8 185V186H9ZM63 185V186H62ZM84 185V186H83ZM92 185V186H91ZM103 185V186H102ZM113 185V186H112ZM181 185H182V187H181ZM185 185H186V187H185ZM197 185H199V186H197ZM203 185V186H202ZM240 185H242V183L240 184ZM8 186H5L4 188H3V186H2V188H0V193H1V195H0V202L2 201V199H5L6 200V198L7 197H5V196H7V194H8V198H10V197H13L12 195H17V193H15L14 194V192L13 191H16V190H13V189H10L11 187H8ZM94 186H95V188H94ZM99 186V187H98ZM196 186V187H195ZM205 186H207V187H205ZM248 187H249V185H247ZM247 186H246V188H247ZM0 187H1V185H0ZM61 187H62V189H61ZM85 188V189H83V188ZM171 187V186H170ZM29 188V187H28ZM28 188L27 189H24L25 191H24V193L26 192V190H28ZM30 188H33V186L32 187H30ZM29 188V189H30ZM68 188V189H67ZM91 188V189H90ZM109 188V189H108ZM156 188V189H155ZM195 188H196V190H195ZM3 189V190H2ZM9 189V190H8ZM80 189V190H79ZM93 189V190H92ZM135 189V190H136ZM178 189V190H177ZM189 189V190H188ZM205 189V190H204ZM248 189V188H247ZM8 190V191H7ZM31 190V189H30ZM36 190V191H35ZM55 190V189H54ZM63 190H64V192H63ZM184 190V191H183ZM191 190V191H190ZM213 190V189H212ZM9 191H11V192H9ZM34 191H35V194H34ZM148 191V192H147ZM173 191V192H172ZM180 191V192H179ZM187 191V192H186ZM203 191H205L206 193H207V195L206 194H204L205 192H203ZM208 191V192H207ZM7 192V193H6ZM12 192H13V194H12ZM29 192V191H28ZM63 192V194H61ZM68 192V193H67ZM74 192H78L77 194L76 193H74ZM87 192V193H86ZM94 192V194H92ZM103 192H105V193H103ZM108 193V195H107V193ZM150 192V193H149ZM174 194V192H176V194L178 195V196H176V194H174L173 196H171L172 194ZM177 192H179V193H177ZM184 192V193H183ZM191 194H190V193ZM197 192V193H196ZM201 192V193H200ZM213 192H214V190H213ZM254 191H252V193H251V191H250V188L246 191V195L247 196H252L251 194H254L253 193ZM9 193H10V197H9ZM69 193H72V195L71 194H69ZM74 193V194H73ZM84 193V194H83ZM181 193H183L184 194V196L181 194ZM250 194V195H248V194ZM25 194H27V193H25ZM78 194H80V195H78ZM88 194V195H87ZM110 194V195H109ZM189 194V195H188ZM203 194V195H202ZM211 194H212V192H211ZM38 195H40L39 197H38ZM71 195V196H70ZM85 195V196H84ZM149 195V196H148ZM181 195H182V197H181ZM198 195V196H197ZM199 195H200V197H199ZM202 195V196H201ZM213 195V194H212ZM212 195H210V197H212ZM41 196H43V197H41ZM65 196V197H64ZM69 196V197H68ZM81 196V197H80ZM91 196H92V198H94V199H91ZM109 197V200L108 199H106V198H108ZM186 196H189V197H186ZM204 196V197H203ZM206 196V197H205ZM254 196V195H253ZM25 197V198H26ZM41 197V198H40ZM47 197H49V198H47ZM61 197H63V198H61ZM75 197V198H74ZM78 198V200H77V198ZM95 197H97L96 199H98L96 202L94 201L95 200ZM111 197V198H110ZM172 197V198H171ZM202 197V198H201ZM2 198V199H1ZM47 198V199H46ZM79 198H85V199H83V200H81V199H79ZM88 198H90V200L91 201H89V199ZM188 198V199H187ZM193 198V199H192ZM199 198V199H198ZM36 199V200H35ZM63 199V200H62ZM66 199H68V200H66ZM71 199H74V200H71ZM88 199V200H87ZM172 199V200H171ZM180 201H179V200ZM183 199V200H182ZM198 199V200H197ZM212 199V198H211ZM71 201V202H73V204L71 203V202H68V201ZM108 200V201H107ZM174 200V201H175ZM187 200V201H186ZM41 201V202H40ZM46 201V202H45ZM75 201V202H74ZM87 201V202H86ZM113 201V200H112ZM198 202V203H196V202ZM207 201H211L209 198H208V200ZM206 201V202H207ZM221 202H222V200H220ZM5 202V201H4ZM39 202V203H38ZM65 202V203H64ZM79 202H81L80 204H84V205H81V206H84L85 207V209L83 208V209H77V208H75L76 206H79L80 208H82L81 206H80V204H79ZM85 202V203H84ZM95 202V203H94ZM182 202V203H181ZM200 202V203H199ZM205 202V201H204ZM37 203V204H36ZM47 203H49V204H47ZM70 203V204H69ZM74 203H77V204H79V205H75ZM184 203V204H185ZM203 203V204H202ZM209 203V202H208ZM207 203V204H208ZM3 204V201L0 203V214H1V212L3 211V209L5 210V208L4 207H2V209H1V205ZM5 204V203H4ZM3 204V205H4ZM27 204V203H26ZM40 204V205H39ZM112 204V203H111ZM179 204V207H181V205ZM200 204V205H199ZM216 204V203H215ZM2 205V206H3ZM32 205V206H31ZM33 205H35L34 206V208H33ZM69 205H71V206H69ZM75 205V206H74ZM88 205V206H87ZM104 205V206H105ZM5 206V205H4ZM55 206V207H54ZM74 206V207H73ZM86 206H87V209H86ZM90 206V207H89ZM197 206V207H196ZM31 207V208H30ZM72 207V208H71ZM97 207H98V205L96 206V209H97ZM153 207V208H152ZM208 207V208H207ZM216 207V208H215ZM223 207V206H222ZM245 207H247V209L249 208L248 207V205L247 206H245ZM58 208V209H57ZM74 208V209H73ZM152 208V209H151ZM210 208V209H209ZM213 210H212V209ZM217 208L219 209V210H217ZM251 208V207H250ZM95 209V210H96ZM155 209V210H154ZM194 209V210H193ZM245 209V208H244ZM247 209H245V210H247ZM32 210V211H31ZM64 210V211H63ZM80 210H83V211H80ZM250 209H248L247 211H249ZM6 211V210H5ZM77 211V212H76ZM92 211H90V214H91V212ZM97 211V210H96ZM157 211V212H156ZM247 211H241V213L240 214H247V215H249L248 213H247ZM4 212V211H3ZM59 212V213H58ZM94 212V211H93ZM246 212V213H245ZM34 213H36V214H34ZM96 214H97V216H98V213L97 212H95ZM124 213V212H123ZM141 213V214H140ZM143 213V214H142ZM160 213V214H159ZM199 213V212H198ZM220 213V214H219ZM229 213V212H228ZM249 213H251L250 211H249ZM6 213H4V215H5ZM55 214V215H54ZM86 214L88 215V213L86 212ZM92 214H94V213H92ZM91 214V215H92ZM125 214H126V212H125ZM129 214H130V216H129ZM156 214V215H155ZM171 214V215H170ZM213 214V215H212ZM216 214V215H215ZM223 214V215H222ZM1 215H3V213L1 214ZM58 217H57V216ZM63 215V216H62ZM90 215V216H91ZM145 215V216H144ZM158 215V216H157ZM173 215V216H172ZM221 215V216H220ZM239 215V214H238ZM44 216V217H43ZM53 216V217H52ZM77 216V217H76ZM89 216V215H88ZM95 217H93V219L94 220H96L97 222H100V224L103 222L101 219H102V217H98V219L96 218V215H94ZM117 216V215H116ZM141 216V217H140ZM169 216V217H168ZM235 216V215H234ZM237 216V215H236ZM242 216V215H241ZM251 216H252V214H251ZM2 217H4V216H2ZM8 217H9V219L11 218L9 215H8ZM8 217H6V218H8ZM23 217V216H22ZM66 217V218H65ZM78 217H79V219H78ZM92 217V216H91ZM118 217H119V215H118ZM121 217V218H122ZM140 217V218H139ZM154 217V218H153ZM168 217V218H167ZM211 217V218H210ZM215 217V218H214ZM239 217V216H238ZM5 218V217H4ZM14 217H12L11 219H13ZM48 218V219H47ZM64 218V219H63ZM150 218V219H149ZM172 218L174 219L173 220V222H172ZM219 218V219H218ZM243 218V217H242ZM252 218V217H251ZM1 220H3V222H1V224H2V226H5V228L4 229H6V231L7 230H9V232H10V230H11V232H10V234L11 233H13V234H15L16 232V234L15 235H17L18 234V231H19V226H21V224H20V220H18V217L16 218H14L13 220H15V221H13V220H11V223H9L10 222V220H9V224H12L11 225V228H9V227H7V226H9V225H5V224H8L7 223V220L6 221H4V219L3 218H0ZM18 221H20V222H17V220ZM67 219V220H66ZM78 219V220H77ZM148 219V220H147ZM169 219V220H168ZM233 219V217L230 219V221L231 222H234L235 221V223H234V226L235 225H237L238 223H236V220H232ZM237 219V222H238V220H239V223L240 224H242V225H244L243 223H244V220H240L241 218L239 217V219L238 218H236ZM38 220V221H37ZM73 220V221H72ZM75 220V221H74ZM142 220H143V222H147L146 223V225H145V223L143 224V222H142ZM146 220V221H145ZM167 222H166V221ZM219 222H218V221ZM226 220V222H228ZM49 221V222H48ZM55 221V222H54ZM76 221H78L77 223H75ZM116 221H118V220H116ZM212 221V222H211ZM223 221V222H222ZM229 221V222H230ZM6 222V223H5ZM12 222H17L16 224H19L18 226H15V227H12V226H14V225H16V224H14L13 225V223ZM32 222H34V223H32ZM73 222V223H72ZM141 222V223H140ZM158 222V223H157ZM213 222H215V223H213ZM231 222L229 223V224H231ZM247 222H249V221H247ZM247 222H245V223H247ZM56 223V224H55ZM62 223H63V225H64V228H65V230H67V231H65V232H67L68 234V236L69 237H71L72 239H74L75 240V244H74V240L73 241H70V238H68L69 239V241L65 238V236L67 237V235H66V233H65V236L62 238L61 236H60V231L62 230V229H64L63 228V225H62ZM160 223V224H159ZM176 225H175V224ZM217 223H219V224H217ZM67 224V225H66ZM144 225L145 226V228H147L148 226H150V227H148L147 229H148V231L149 232H154L153 234H150V235H153V236H151V237H153V239L150 237V240H149V232L147 233V232H145L143 229H145L143 226H140V225ZM215 224V225H214ZM223 224V225H222ZM228 224V226L229 227H227L226 228V230L224 231L223 230V232H222V234L224 233L225 235H226V237L227 238H231L230 236H232L231 235V233H233L234 235H237V229H239V228H233L234 226H233V223L231 224V225H229ZM256 224V223H255ZM56 225V226H55ZM136 225H137V227H136ZM174 225H175V229L173 228L174 227ZM214 225V226H213ZM241 225V226H242ZM249 226V224L247 223L246 224V229L244 230L243 228V230L242 229H240L238 232V234H239V236H241L243 239L245 238V237H247V241L249 240L248 238L250 237V239H254L253 237H255L256 236V238L258 237V239L260 238V237H262L263 236V234H264V230H263V228L261 229V230H263V234H261V230L260 229H258L257 231H259V232H257V234L255 233V232H253V234H252V231H255V230H252V227L249 229V231H248V226ZM254 225V224H253ZM69 226V227H68ZM119 226H121V225H118V227ZM227 226V225H226ZM240 227L241 228V226L238 224L236 227ZM251 226V225H250ZM255 226V225H254ZM257 226H259V225H256V228H259V227H257ZM36 227V228H35ZM62 227V228H61ZM67 227V228H66ZM75 227V228H74ZM122 227V226H121ZM132 227V229L130 230V228ZM141 227H143L142 229H141ZM178 227V228H177ZM263 227V226H262ZM7 228H9V229H7ZM15 228H17L18 229V231H14V229ZM124 228V227H123ZM127 228V227H126ZM137 228V229H136ZM140 229V232H139V229ZM212 228H210V229H212ZM231 228H233V229H231ZM60 229V230H59ZM174 229V230H173ZM209 229V230H210ZM224 229V228H223ZM230 229V230H229ZM14 232H13V231ZM16 230V229H15ZM136 230V232L135 233H137V231H138V235L140 234L141 235V237H138V238H140V240H138V241H136V242H134V240L133 239H137V236H134V235H136L135 233H134V231ZM146 230V229H145ZM182 230V229H181ZM237 230V231H236ZM242 230V231H241ZM250 233V231H251V235H249V237H248V233H247V231ZM32 231H34L35 232V234L34 233H32ZM116 231H117V229H116ZM119 231H117V232H119ZM128 231V232H127ZM147 231V230H146ZM180 231V234L178 233ZM203 231V232H202ZM243 231H245L244 232V234H243ZM8 232V231H7ZM62 232H63V230H62ZM116 232V233H117ZM144 232V233H143ZM183 232H185V233H183ZM188 232V233H187ZM211 232H213V231H211ZM230 232V233H229ZM60 233V234H59ZM130 233H134V234H132V236H131V234ZM141 233H143V234H141ZM176 233V234H175ZM241 233V234H240ZM246 233V234H245ZM260 233V234H259ZM9 234V233H8ZM12 234V235H13ZM117 234V235H118ZM145 234H148V235H145ZM186 234V239H185V237H183L184 235ZM224 234H223V236H224ZM230 234V235H229ZM64 235V234H63ZM139 235V236H140ZM176 235V236H175ZM181 235H183L182 237L184 238V239H182V237H181ZM259 235H260V237H259ZM9 236V235H8ZM28 236V235H27ZM60 236V237H59ZM179 236H180V239H179ZM14 237V236H13ZM147 239H146V238ZM156 237V238H157ZM205 237V238H204ZM45 238H47V241H46V239ZM143 238H144V240H143ZM204 238V239H203ZM264 236L261 238L262 240V242L260 243V244H262L263 243V241H264ZM68 241V243L70 242V244H68L67 243V241ZM120 239V238H119ZM145 239H146V241H145ZM152 239V240H151ZM177 239V240H176ZM201 239V240H200ZM257 239V240H258ZM62 240V241H61ZM65 242H64V241ZM90 241H91V243L93 242V247H94V245H96V244H98L97 243V240L93 237V238H91V239H89ZM184 240H185V242H184ZM203 240V241H202ZM60 241V242H59ZM90 241H88V243H90ZM145 241V242H144ZM161 241V242H160ZM181 241V244H182V241H183V245H181L180 243H178V242H180ZM259 241V240H258ZM54 242V244H52V246L51 247H49V246H47V244L48 243H53ZM62 242V243H61ZM72 242V243H71ZM94 242H95V244H94ZM118 244H117V243ZM131 242H133L134 243V248L133 247H131L132 245L131 244H133V243H131ZM65 243V244H64ZM124 243V245H122ZM142 243L144 244V246H142ZM185 243V244H184ZM67 244H68V246H67ZM121 244V245H120ZM189 244V245H188ZM259 243H257V245L255 246V248H253V249H255V250H253L252 249V251L253 252H255L256 253V255L255 256H253V254H251L253 257H256L257 256V254H258V256H261V258L264 260V247L262 248L261 247V245H260ZM91 245V244H90ZM129 245V244H128ZM187 245H188V248H187ZM262 245H264V244H262ZM32 246V247H33ZM60 246H62V247H60ZM73 246V247H74ZM88 246H89V244H88ZM92 246V245H91ZM122 246V247H121ZM141 246V249L139 248ZM166 246V247H165ZM186 246V247H185ZM70 249V251L72 252H70L69 251V249ZM72 247V248H73ZM77 247V246H76ZM92 247V248H93ZM131 247V248H130ZM138 247V248H137ZM143 247V248H142ZM148 247V246H147ZM59 248V249H58ZM67 248V249H66ZM89 248V247H88ZM91 248V247H90ZM89 248V249H90ZM98 248V247H97ZM97 248H94L93 249V251H94V253H96V251H98V249ZM124 248V250H127V252L125 251V253L123 252V250L122 249ZM149 248V247H148ZM168 248V249H167ZM134 251H136V249H138L137 250V252H138V254H136L135 255V252H133L132 253V251L133 250ZM144 250V251H143ZM257 250V251H256ZM55 251V252H54ZM90 251H91V249H90ZM93 251H92V253H93ZM129 251H131V252H129ZM147 251H149V249L147 250ZM170 251V252H169ZM235 251V250H234ZM54 252V253H53ZM59 252V253H58ZM98 252H100V251H98ZM97 252V253H98ZM142 252V254H140ZM209 252V253H208ZM69 253V254H68ZM71 253V254H70ZM101 253V252H100ZM130 253V254H129ZM132 253V254H131ZM172 253V252H171ZM175 253H176V255H175ZM202 253H204L203 255H202ZM208 253V254H207ZM254 253V254H255ZM63 254V255H62ZM66 254V255H65ZM133 254L135 255V256H139V257H135V256H133ZM199 254V255H198ZM237 254V253H236ZM40 255H42V256H40ZM62 255V256H61ZM93 256H94V254H92ZM96 255V254H95ZM201 255V256H200ZM210 255V256H209ZM55 256H56V258H55ZM59 256H61V257H59ZM129 256V257H128ZM199 256V257H198ZM204 256V257H205ZM44 257V258H43ZM96 257H102V255L101 254H97V256ZM134 257V258H133ZM94 258H95V256H94ZM151 258V257H150ZM205 258V259H206ZM209 258V259H208ZM259 259H261L260 257H258ZM97 259V258H96ZM95 259V260H96ZM101 260H96V262L98 261L100 264H102L101 262H103L102 260V258H100ZM177 259V260H178ZM191 259V258H190ZM194 260H195V258H193ZM61 260V261H60ZM138 260V261H137ZM146 260H147V262H146ZM263 260L261 261V263H263L264 264V262H263ZM101 261V262H100ZM127 263H126V262ZM141 261V262H140ZM64 262V263H63ZM96 263V264H99V263ZM150 263H152V264H154V260H153V257L151 258V262ZM149 263V264H150Z\"/></svg>",
    "mask_w": 264,
    "mask_h": 264
},
{
    "label": "clouds",
    "instance_id": "clouds-1",
    "mask_svg": "<svg viewBox=\"0 0 264 264\" xmlns=\"http://www.w3.org/2000/svg\"><path fill=\"white\" fill-rule=\"evenodd\" d=\"M39 57L41 58L40 53H39ZM48 63H49V71L52 72L54 69L52 68L51 63L50 62ZM41 67L43 66L41 65ZM25 72L32 74V77L35 74L32 67H29ZM14 86L15 84L13 83L12 80H0V89H7L8 87H14ZM67 90L74 91L77 95L86 94V92L89 91L88 89L84 88L78 80H73V82L67 86ZM47 91L49 93H56V92L63 93L65 89L56 88L52 83H49L47 87ZM120 95H123V94H117V96L113 97V99H119ZM126 95L128 96V93H126ZM45 239L47 241V238ZM52 244H54V242L48 243L47 246L51 247Z\"/></svg>",
    "mask_w": 264,
    "mask_h": 264
}]
</instances>
